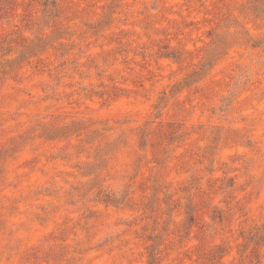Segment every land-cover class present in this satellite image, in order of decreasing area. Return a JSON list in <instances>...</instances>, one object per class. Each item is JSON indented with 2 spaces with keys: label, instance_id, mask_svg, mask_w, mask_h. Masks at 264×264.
Masks as SVG:
<instances>
[{
  "label": "rangeland",
  "instance_id": "obj_1",
  "mask_svg": "<svg viewBox=\"0 0 264 264\" xmlns=\"http://www.w3.org/2000/svg\"><path fill=\"white\" fill-rule=\"evenodd\" d=\"M0 264H264V0H0Z\"/></svg>",
  "mask_w": 264,
  "mask_h": 264
}]
</instances>
